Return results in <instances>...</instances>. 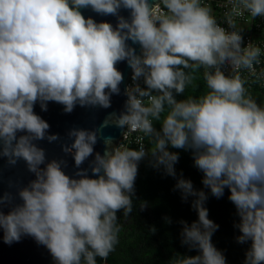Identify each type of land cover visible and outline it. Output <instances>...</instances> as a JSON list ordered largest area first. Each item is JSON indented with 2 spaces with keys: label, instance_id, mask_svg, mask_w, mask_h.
Instances as JSON below:
<instances>
[{
  "label": "clouds",
  "instance_id": "1",
  "mask_svg": "<svg viewBox=\"0 0 264 264\" xmlns=\"http://www.w3.org/2000/svg\"><path fill=\"white\" fill-rule=\"evenodd\" d=\"M85 8L116 17L115 27L85 18L80 11ZM121 9L129 10V18L119 15ZM236 9L264 17V0H237ZM228 23L233 30L220 26L204 0H0V157L10 166L24 161L35 177L18 188L21 203L10 192L0 195L3 242L30 236L55 264L106 261L120 241L117 213L122 210L126 218L133 211L139 162L150 155L152 167L176 177L179 155L170 146L192 151L213 197L229 190L239 217L236 241H251L244 264H264V105L242 75L256 74L264 51L253 42L242 47L241 30ZM128 41L140 46L139 55ZM122 61L132 71L124 111L111 113L100 129L111 123L143 133L151 147H113L112 138L104 137L103 155L95 153L89 164L96 178H89V169L69 177L63 159L45 163L46 152L35 142L59 137L47 134L50 126L34 105L47 111V102H56L65 113L77 105L107 109L111 96L120 94L123 74L116 65ZM225 65L230 75L222 71ZM200 69L207 91L178 101ZM100 129L68 132L73 142L61 150L77 169L93 155ZM175 189L182 200L195 197L191 207L198 220L180 221V235L182 245L199 254H176L170 264H226L211 241L219 226L208 218L205 192L182 175Z\"/></svg>",
  "mask_w": 264,
  "mask_h": 264
},
{
  "label": "trees",
  "instance_id": "2",
  "mask_svg": "<svg viewBox=\"0 0 264 264\" xmlns=\"http://www.w3.org/2000/svg\"><path fill=\"white\" fill-rule=\"evenodd\" d=\"M202 72L203 69H200L196 73L197 78L186 88L184 94L176 96L178 101L189 95H202L207 91ZM249 92L258 104L264 105V93L258 90ZM154 127L159 131L161 125L154 121ZM144 142L148 150L151 147L149 139L146 138ZM168 150L179 155V160L174 165L176 177L168 176L162 166L152 167L150 155L139 162L134 185L133 211L126 218L122 210L117 213L118 223L122 225L119 244L106 261L97 258V264H170L176 254H199L198 250H190L181 243L180 233L183 226L180 221L190 225L198 220L196 211L191 207L195 197L182 200L181 192L175 189L181 175L182 178L191 180L195 190L205 192L207 199L204 207L208 210V218L219 226L211 241L224 255L226 264H244L245 253L249 250L251 241L243 244L236 241V237L241 235L235 227L239 223V217L235 206L228 199L229 190L225 188L221 198L213 197L210 190L202 184L203 173L194 166L192 151L173 149L170 146ZM141 202L146 203L143 210L140 207ZM152 228H155V232L151 231Z\"/></svg>",
  "mask_w": 264,
  "mask_h": 264
},
{
  "label": "water",
  "instance_id": "3",
  "mask_svg": "<svg viewBox=\"0 0 264 264\" xmlns=\"http://www.w3.org/2000/svg\"><path fill=\"white\" fill-rule=\"evenodd\" d=\"M150 4H157L160 0H149ZM85 18H92L97 23L107 22L114 27L117 23L116 17L111 15H99L93 12L90 8L80 10ZM119 15L129 18V10L121 9ZM130 47L136 50V54H140L141 49L138 44H132L131 41L127 42ZM117 69L123 74V82L120 84V94L111 96V106L107 109L96 107H81L77 105L71 113L63 111V105L56 102H47V111H42L39 103L34 105V112L44 119L49 124L48 135L56 134L59 139L49 143L47 140L36 141L37 146L43 148L46 152L45 163L56 159H63L66 161L67 166L63 167V171L71 178L76 171L82 169H89L90 162L94 159L95 153L103 155L105 145L103 142L104 137L112 138V146L117 147L119 144L124 129L118 128L111 123L100 129L101 124L105 121L111 113L119 114L124 111L125 101L127 97L124 95L127 80L132 73L126 61L119 62L116 65ZM72 129L84 130H97L98 133L97 143L94 145V153L81 165L80 169L74 166V160L71 155L65 154L61 150V145H70L73 140L69 139L68 132ZM23 133H18V136ZM44 165H41L43 168ZM89 178H96L92 175L90 169L88 171ZM34 174L29 173L24 161L20 160L15 166H10L7 163V158L0 157V195L3 193H11L15 197V203L19 204L21 201L17 195L19 187L26 186L29 181L33 180ZM12 187H9V184ZM5 214L9 211V207L3 208ZM0 264H55L52 256L47 248L39 245L30 236H22L19 242H13L11 245L3 242V232L0 230Z\"/></svg>",
  "mask_w": 264,
  "mask_h": 264
},
{
  "label": "built area",
  "instance_id": "4",
  "mask_svg": "<svg viewBox=\"0 0 264 264\" xmlns=\"http://www.w3.org/2000/svg\"><path fill=\"white\" fill-rule=\"evenodd\" d=\"M204 2L212 8L213 15L216 17L221 27L229 31L233 30L229 27L228 23L229 19H231L235 25V30H241L240 34L243 38L242 47L253 42L264 51V17L253 18L250 13L243 9H236V11H233V6L237 3V0H204ZM255 67V75L247 71L242 72V75L248 81L245 86L248 90H258L264 93V78L260 77L261 70H264V55L261 56V63ZM222 71H224L225 75H230L231 67L225 65ZM131 75L132 73L127 80L126 87L132 83ZM140 84L141 87H144L142 80ZM146 138L147 137L143 136V133L131 132L124 129L122 138L117 146L122 144L123 146L138 150V147L143 144L146 150L144 142Z\"/></svg>",
  "mask_w": 264,
  "mask_h": 264
}]
</instances>
